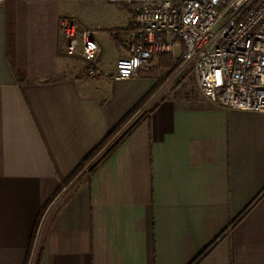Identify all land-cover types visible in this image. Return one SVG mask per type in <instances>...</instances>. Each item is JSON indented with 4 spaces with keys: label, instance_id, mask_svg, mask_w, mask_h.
I'll return each instance as SVG.
<instances>
[{
    "label": "crops",
    "instance_id": "0c3cea01",
    "mask_svg": "<svg viewBox=\"0 0 264 264\" xmlns=\"http://www.w3.org/2000/svg\"><path fill=\"white\" fill-rule=\"evenodd\" d=\"M68 14L98 27L95 76L65 51ZM133 25L131 6L109 0L0 1V264H189L219 235L198 264H264V112L210 102L189 63L91 179L43 209L158 82L159 58L126 79L103 68L104 43L114 63L127 56Z\"/></svg>",
    "mask_w": 264,
    "mask_h": 264
},
{
    "label": "built area",
    "instance_id": "2783aa9c",
    "mask_svg": "<svg viewBox=\"0 0 264 264\" xmlns=\"http://www.w3.org/2000/svg\"><path fill=\"white\" fill-rule=\"evenodd\" d=\"M109 1L128 4L134 17L126 34L128 55L115 61L114 79L135 77L156 67L160 53L179 49L182 62L194 61L207 100L264 112V0ZM59 27L66 53L80 55L87 73L97 75L98 27L80 26L72 14L61 17Z\"/></svg>",
    "mask_w": 264,
    "mask_h": 264
},
{
    "label": "trees",
    "instance_id": "16d2710c",
    "mask_svg": "<svg viewBox=\"0 0 264 264\" xmlns=\"http://www.w3.org/2000/svg\"><path fill=\"white\" fill-rule=\"evenodd\" d=\"M158 58L161 65V74L155 86L149 92H147L143 96V98L131 110H129L103 136V138L79 161V163L75 166V168L69 174V176H67L65 179L60 181V184L57 187L56 191L48 199L43 209H45L49 205V203L59 194L63 186L70 185L73 180H76L75 183L70 185V188L67 191L66 194V200H67L78 188V186L82 182L83 176L86 177V180L91 179V177L96 172L97 168L111 157V155L116 151L119 145L123 143V141L128 137V135L135 128V126L138 124L139 121V119H137L136 121L132 122V124L128 126L125 130H123L128 120L143 104H145L150 99L151 93L155 92L156 89H158V86L160 87V84L164 86L165 79H167L170 75L175 74L180 68V65L182 64L181 58L173 57L170 52L160 53ZM247 211L248 208H246L236 218H234L233 221L231 222V226H233L236 222H238ZM33 239H34V235L32 237L31 244ZM219 239H220V235L215 240L210 242L205 248H203L189 264H198L205 256L208 255V253L213 249V247L216 245ZM30 253H31V245L27 249V254L25 259L26 262L29 260V257L31 255Z\"/></svg>",
    "mask_w": 264,
    "mask_h": 264
},
{
    "label": "rangeland",
    "instance_id": "374dc122",
    "mask_svg": "<svg viewBox=\"0 0 264 264\" xmlns=\"http://www.w3.org/2000/svg\"><path fill=\"white\" fill-rule=\"evenodd\" d=\"M105 38H107V40H109V37L104 35ZM110 55H111V49L109 47V45L105 44L103 45V52L101 54V59L103 60V68L105 70H114L115 69V63L113 61L110 60ZM189 64L192 66L194 64V61H190ZM182 65H187L183 62ZM181 68V67H180ZM179 68V69H180ZM178 71L175 74L170 75L167 79H165V84L167 85V87L164 89V94L167 93V91H170L172 89H175L177 87V85L182 81V78L185 75L190 74V70H186V69H181V71ZM190 69V68H189ZM161 74V73H160ZM145 107V105L143 104L134 114L133 116L128 120V122L125 124L123 130H125L128 126H130L132 124V122L136 121L137 119H139L142 115H144L145 111H143V108ZM146 110V109H145ZM122 130V131H123Z\"/></svg>",
    "mask_w": 264,
    "mask_h": 264
}]
</instances>
